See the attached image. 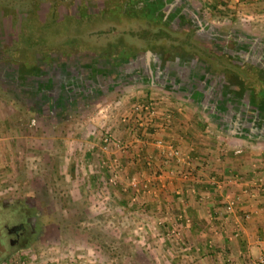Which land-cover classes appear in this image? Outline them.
Here are the masks:
<instances>
[{"label": "rangeland", "instance_id": "rangeland-1", "mask_svg": "<svg viewBox=\"0 0 264 264\" xmlns=\"http://www.w3.org/2000/svg\"><path fill=\"white\" fill-rule=\"evenodd\" d=\"M178 1V9L185 7L187 13L163 22L164 10L152 14L150 5L141 7L143 0H0V107L6 119L0 125V264H180L182 254L192 251L185 233L193 218L185 226L184 217L168 218L162 195H157L159 212L151 201L153 190L161 189V194L168 189L149 182L150 189L136 193L129 184L136 174L128 170L129 178L117 182L120 167L114 169L117 152H132L130 138L114 132L123 129L136 137L128 121L134 107L164 101L159 105L171 115L168 127L180 112L179 105L168 106V101L182 99L164 88H150L158 95L151 94L146 74V87H136V74L129 73L100 78L92 102L93 97L78 94L61 110L45 107L49 102L41 95L55 90L49 77L64 64H92L101 77L106 72L100 58L121 51L128 61L139 57L144 67L159 64L157 56L162 70L173 58L190 69L192 63L205 64L211 95L207 111L228 90L246 89L264 114V70L258 67L264 55L257 59L255 54L243 67L224 53L230 52L227 40L240 34L264 48V23L238 12L231 0ZM163 75L159 85L166 83ZM139 89L143 92L136 96ZM204 122L216 130V121ZM106 132L128 145L103 150ZM91 143L94 149H88ZM11 198L42 205L46 227L39 239L9 244L4 224L14 219L12 209L1 203Z\"/></svg>", "mask_w": 264, "mask_h": 264}, {"label": "crops", "instance_id": "crops-1", "mask_svg": "<svg viewBox=\"0 0 264 264\" xmlns=\"http://www.w3.org/2000/svg\"><path fill=\"white\" fill-rule=\"evenodd\" d=\"M231 3L238 12L243 10L244 16L264 23V0H231ZM137 59L140 63L136 62V87H146L143 85L146 73L149 91L164 88L185 102H167L171 107L179 105L180 112L172 115L171 126L165 129L150 128L139 133L138 137L123 129L115 130V135L130 138L132 147V152H117L114 156L118 161L116 166L120 167L115 172L117 182L125 181L130 173L136 174L140 180L156 183L158 187L168 183V190L164 193L159 194L161 189L153 190L155 197L151 201L156 203V210L159 212L161 208L157 205L160 201L157 195H162L160 198L164 201L168 218L178 219L183 211L193 218V226L185 233L192 251L182 254L180 264H259L264 253L262 109L254 104L249 94L244 93L246 89L244 92L232 89L228 90L229 93L222 90L226 93L225 98L216 99L215 109L207 111L205 104L211 98L205 87L208 85L206 82L196 85L189 83L183 75L179 77L183 65L178 59L168 62L172 63V77L161 84L163 87L159 85V77L166 70L161 69V58L156 56L159 64L150 66L146 63L145 67H142L140 58ZM178 65L180 68H175ZM259 65L264 70V63ZM220 87L226 86L222 84ZM142 92L139 89L136 96ZM196 92L202 96L196 97ZM154 93L157 92L151 91ZM27 102L32 104L31 100ZM2 115L4 110L0 107V125L6 121ZM8 119L12 121V118ZM205 120H211L213 125L216 121V130L208 129ZM233 120L234 127L228 131V136H224L222 131L230 124L233 126ZM157 139H165L184 154H190L189 163L176 169L191 175L181 178L171 174L175 164L170 153L156 145ZM213 139L216 142H212ZM88 149H94V144L91 143ZM112 152H106L108 158ZM229 197L236 200L231 210L226 208Z\"/></svg>", "mask_w": 264, "mask_h": 264}, {"label": "flooded vegetation", "instance_id": "flooded-vegetation-1", "mask_svg": "<svg viewBox=\"0 0 264 264\" xmlns=\"http://www.w3.org/2000/svg\"><path fill=\"white\" fill-rule=\"evenodd\" d=\"M143 6L145 4L150 5V13L156 14L159 16L161 14L162 9L164 10V14L162 16L163 22H170L171 15L178 10L180 2L176 1H169V0H143ZM150 3V4H148ZM146 5V6H147ZM163 6L161 10L155 11V6ZM185 8V7H184ZM184 8L180 9V16L182 17L185 13H187ZM155 13H154V11ZM238 36V34H236ZM231 42V46L228 44ZM227 49L230 52H224L225 54H230L231 60L234 63H237L239 66H247L246 64L250 65L251 61L250 58L252 56H256L257 59L264 55V48L260 47L253 41L251 38H248L246 34H240L238 37H232L227 40ZM221 50V49H220ZM115 51V50H112ZM224 51V48L221 50ZM108 52V51H106ZM109 54L102 56L100 60L102 61V69L106 72L105 76L99 77L97 72L94 71V66L92 64L82 66L81 63L75 65L64 64L63 67L58 69V72H52V75L49 78L52 80L48 81L52 83L55 87V90H42V96L46 97L44 101H48L49 103L45 105L48 107L52 105L55 109H64L65 107L69 106L73 101H75L76 96L79 94L81 96L89 95V97H93L91 102L93 101L94 96H96L95 92L97 91V87L95 83L106 76L112 75H122L124 76L126 73L131 75L136 74V62L139 64L140 62L138 59H132L130 61L125 59L123 52L117 53L116 56H112L111 52ZM114 53V52H113ZM256 54V55H255ZM123 58L125 61H123ZM263 58V57H262ZM252 60V59H251ZM161 61V59H160ZM184 61V60H183ZM180 61V64L183 65L181 67L180 73L178 76L187 77L189 79V83L193 84H203L207 83V80L210 79V74L207 72L205 64H198L192 66L190 68L187 67L184 62ZM259 63V60L257 61ZM256 63V64H257ZM260 64V63H259ZM92 65V66H91ZM258 65V64H257ZM178 65L175 68H180ZM143 67V66H142ZM166 71H163L161 76L163 75L164 80L171 79L170 73L172 72V63L167 64L164 67ZM101 70V71H102ZM185 70V71H184ZM146 74V73H145ZM147 75V74H146ZM219 80V76H217ZM201 81V83H199ZM119 82V81H117ZM121 82V79H120ZM136 83V82H135ZM104 88V87H103ZM2 208H11L12 210L9 212V216L14 219V223L9 225L7 223L4 224L5 231L7 233L8 242L11 246H19L23 244H27L28 242L34 241L35 239H39L43 232H45V224L41 221L43 216L42 205L37 204L35 202H28V201H20L19 199H10L6 202L1 203ZM5 240H2L4 244ZM29 244V243H28Z\"/></svg>", "mask_w": 264, "mask_h": 264}, {"label": "built area", "instance_id": "built-area-1", "mask_svg": "<svg viewBox=\"0 0 264 264\" xmlns=\"http://www.w3.org/2000/svg\"><path fill=\"white\" fill-rule=\"evenodd\" d=\"M159 103L162 104L164 103V101L150 100V102H142V103L137 104L134 107L133 113L129 117L128 121L130 123L129 128H131L133 132L136 131L137 137L139 133H141L142 131H147L150 128L152 129L155 128L156 130L161 129V128L163 129L167 128L168 122L166 121L170 120L171 115L167 112V109H165L164 112L160 111L161 106L159 105ZM102 142H103V150L105 151L121 150V149L124 150L125 146L128 145L126 144L124 146L121 140L114 138L112 134H110L109 132L104 133ZM155 142L158 147L165 149L170 153L171 159L173 160L175 164V167L171 168L172 169L171 174L179 176L181 178H186L187 173L186 174L182 173L176 168L181 167L182 164H188L191 159L190 154H184L179 147L166 141L165 139H157ZM116 164L117 162L114 165L116 166ZM176 172L179 174H177ZM129 184L133 187L134 190H136V193L140 189L146 190L147 188L150 187L148 180H140L137 177H133L130 180ZM162 187L164 190L168 189V186L165 184L162 185ZM136 193H135V196L133 197L134 200L136 199ZM235 204H236V200L234 198L229 197L228 201L226 202V208L228 210H231L233 209ZM180 217L182 218L184 217L185 226L187 225V223L191 222V217L190 216L187 217L185 212H183ZM173 232H175L174 229H173ZM258 263L264 264V253L262 254V256H260Z\"/></svg>", "mask_w": 264, "mask_h": 264}, {"label": "trees", "instance_id": "trees-1", "mask_svg": "<svg viewBox=\"0 0 264 264\" xmlns=\"http://www.w3.org/2000/svg\"><path fill=\"white\" fill-rule=\"evenodd\" d=\"M162 7L163 6H161V5H159V6H157L155 9V11H159L160 9H162ZM155 11H154V13H155ZM157 14V13H156ZM180 15V8L176 11V12H174L171 16H172V18H176L177 16H179ZM123 61H125V59L123 58ZM257 63V62H256ZM255 65V67L256 66H258L257 64H254ZM259 67V66H258ZM258 69V68H257ZM196 97H199L198 95H200V97L202 96V94L200 93V92H196ZM252 101V100H251ZM255 102V101H254ZM223 107V106H222Z\"/></svg>", "mask_w": 264, "mask_h": 264}]
</instances>
